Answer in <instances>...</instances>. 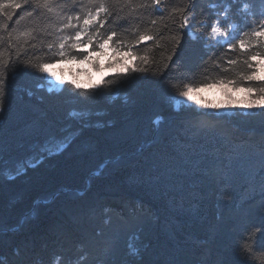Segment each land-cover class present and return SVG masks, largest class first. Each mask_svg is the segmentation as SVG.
Wrapping results in <instances>:
<instances>
[{
    "label": "trees",
    "instance_id": "1",
    "mask_svg": "<svg viewBox=\"0 0 264 264\" xmlns=\"http://www.w3.org/2000/svg\"><path fill=\"white\" fill-rule=\"evenodd\" d=\"M208 4L197 0L210 17ZM239 8L233 3L232 14L242 20ZM162 51L150 53L155 75L134 74L91 99L37 90L38 76L23 68L10 73L0 169L26 172L0 174L4 264H53L57 256L66 264L84 254L81 264H123L130 247L140 249V264H264V252H244L264 246V231L247 238L264 227V115L176 107L171 84H198L219 69L197 70L204 51L188 36L173 57L190 70L183 77L164 68ZM65 136L69 147L39 159L42 146Z\"/></svg>",
    "mask_w": 264,
    "mask_h": 264
},
{
    "label": "snow or ice",
    "instance_id": "2",
    "mask_svg": "<svg viewBox=\"0 0 264 264\" xmlns=\"http://www.w3.org/2000/svg\"><path fill=\"white\" fill-rule=\"evenodd\" d=\"M240 2L242 20L232 14L233 3ZM211 16L203 8L197 9V0H0V112L4 111L7 82L19 68L36 75L37 90L49 94L72 90L85 99H91L108 90H117L132 75H155L156 63L150 53L162 49L164 68L170 66L183 73L190 71L175 65L185 36L199 42L204 51L197 70L208 73L209 68L219 69L215 78L204 76V81L193 84L183 82L175 89L177 105L191 101L194 88L220 85L229 89L228 104L204 105L212 111L240 110L249 115H264V0L258 6L251 0H209ZM161 29H165L164 33ZM166 42H171L169 50ZM107 57L106 63L101 60ZM82 64L101 73L97 84L82 86L77 80H65L48 71L53 64ZM105 70L109 73L103 75ZM211 80V84L207 83ZM232 92L245 93L244 101L231 103ZM197 104L199 101L196 102ZM73 117L82 114L73 112ZM159 124L157 118L153 122ZM71 139L65 136L53 138L40 149V157L58 155L70 146ZM264 172V158H262ZM30 163L27 167H35ZM26 168L17 167L14 174L0 169V174L15 179ZM105 220V223H108ZM264 227L252 228L247 238H252ZM100 235L101 233H97ZM247 257L264 252V246L254 243L245 245ZM142 253L130 247L123 264H140ZM86 254L69 259L66 264H81ZM63 259L57 256L53 264ZM264 261V256L260 257ZM0 264H4L0 259ZM35 264H41L36 261ZM250 264H255L251 261Z\"/></svg>",
    "mask_w": 264,
    "mask_h": 264
},
{
    "label": "rangeland",
    "instance_id": "3",
    "mask_svg": "<svg viewBox=\"0 0 264 264\" xmlns=\"http://www.w3.org/2000/svg\"><path fill=\"white\" fill-rule=\"evenodd\" d=\"M106 58L101 60V63L106 62ZM90 68L87 65L82 64H70V63H63V64H55L51 65L48 68V71L53 72L55 75L62 76L65 80H77L81 85L87 86L88 84H97L101 81V73L89 72ZM104 76L109 75L108 72L103 73ZM229 89H226L223 86L215 85L209 87H202V88H194V90L190 93L191 101H184L183 103L177 105L175 99V106L180 107L182 104H197L196 102L199 101L197 105L205 109L204 105H224L228 104V95L226 94ZM233 100L231 103L239 104L240 102L244 101L245 93L243 92H232ZM179 99V98H178ZM210 112H216L209 109H205ZM238 110V109H237ZM232 111H220L216 113H232ZM29 163H32L30 161Z\"/></svg>",
    "mask_w": 264,
    "mask_h": 264
},
{
    "label": "water",
    "instance_id": "4",
    "mask_svg": "<svg viewBox=\"0 0 264 264\" xmlns=\"http://www.w3.org/2000/svg\"><path fill=\"white\" fill-rule=\"evenodd\" d=\"M225 114H228V113H225ZM160 122H161V119H160ZM159 124H160V123H159ZM159 124H158V125H159Z\"/></svg>",
    "mask_w": 264,
    "mask_h": 264
}]
</instances>
